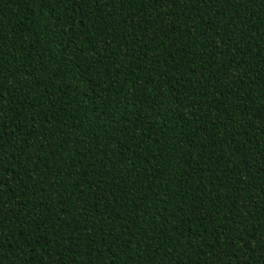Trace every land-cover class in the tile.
<instances>
[{"label": "trees", "instance_id": "obj_1", "mask_svg": "<svg viewBox=\"0 0 264 264\" xmlns=\"http://www.w3.org/2000/svg\"><path fill=\"white\" fill-rule=\"evenodd\" d=\"M0 264H264V0H0Z\"/></svg>", "mask_w": 264, "mask_h": 264}]
</instances>
